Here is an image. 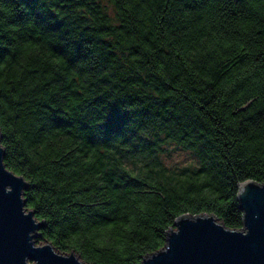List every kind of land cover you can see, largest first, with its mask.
<instances>
[{
    "label": "trees",
    "instance_id": "obj_1",
    "mask_svg": "<svg viewBox=\"0 0 264 264\" xmlns=\"http://www.w3.org/2000/svg\"><path fill=\"white\" fill-rule=\"evenodd\" d=\"M0 141L40 239L87 264H139L182 214L240 228L264 0H0ZM169 144L197 163L165 166Z\"/></svg>",
    "mask_w": 264,
    "mask_h": 264
},
{
    "label": "water",
    "instance_id": "obj_2",
    "mask_svg": "<svg viewBox=\"0 0 264 264\" xmlns=\"http://www.w3.org/2000/svg\"><path fill=\"white\" fill-rule=\"evenodd\" d=\"M0 141V264H87L73 250L59 252L51 242L36 244L44 226L25 208L27 181L3 162ZM242 226L229 228L213 213L182 214L167 230L164 245L139 264H264V182L238 183Z\"/></svg>",
    "mask_w": 264,
    "mask_h": 264
},
{
    "label": "rangeland",
    "instance_id": "obj_3",
    "mask_svg": "<svg viewBox=\"0 0 264 264\" xmlns=\"http://www.w3.org/2000/svg\"><path fill=\"white\" fill-rule=\"evenodd\" d=\"M164 151L160 154L161 162L172 169H178L185 166H193L197 163L196 157L188 150L169 144L164 147ZM36 244H43L45 240L40 239V235L35 237Z\"/></svg>",
    "mask_w": 264,
    "mask_h": 264
}]
</instances>
